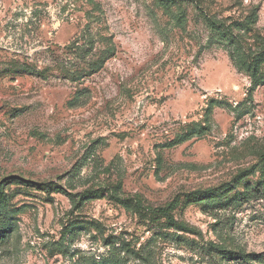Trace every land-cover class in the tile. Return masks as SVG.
I'll return each instance as SVG.
<instances>
[{"label": "rangeland", "instance_id": "374dc122", "mask_svg": "<svg viewBox=\"0 0 264 264\" xmlns=\"http://www.w3.org/2000/svg\"><path fill=\"white\" fill-rule=\"evenodd\" d=\"M261 155L264 0H0V264H264Z\"/></svg>", "mask_w": 264, "mask_h": 264}, {"label": "trees", "instance_id": "16d2710c", "mask_svg": "<svg viewBox=\"0 0 264 264\" xmlns=\"http://www.w3.org/2000/svg\"><path fill=\"white\" fill-rule=\"evenodd\" d=\"M177 1H179V0H157V2L165 9L169 8L172 4H174ZM210 27L212 28V31L214 33H217L219 31V28L217 26H215L213 23L211 24ZM259 161L261 163L264 162V155L260 156ZM87 194H88V192L83 193L82 197L87 196ZM246 195L248 197L256 196V197L262 198L264 196V185L257 186L255 188H251L246 193ZM0 209H3V205L1 203H0ZM162 212H164V210ZM2 216H3V214L0 215V242L6 240L8 235L11 233L10 227L9 228L7 227V226H9L10 221L8 219H3Z\"/></svg>", "mask_w": 264, "mask_h": 264}]
</instances>
